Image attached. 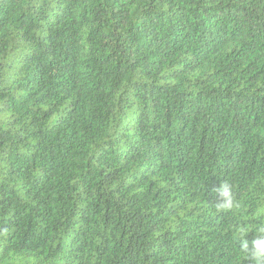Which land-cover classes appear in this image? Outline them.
<instances>
[{"label":"trees","instance_id":"obj_1","mask_svg":"<svg viewBox=\"0 0 264 264\" xmlns=\"http://www.w3.org/2000/svg\"><path fill=\"white\" fill-rule=\"evenodd\" d=\"M261 207L264 0H0V264H250Z\"/></svg>","mask_w":264,"mask_h":264},{"label":"clouds","instance_id":"obj_2","mask_svg":"<svg viewBox=\"0 0 264 264\" xmlns=\"http://www.w3.org/2000/svg\"><path fill=\"white\" fill-rule=\"evenodd\" d=\"M214 191L217 193V199L213 205L218 210L230 211L235 205V196L231 184L222 181ZM260 213H264V207H261ZM259 220V224L252 223L248 228L242 229V237L237 238L240 240V252L247 257L250 264H264V217ZM252 231L256 235L249 242L244 237Z\"/></svg>","mask_w":264,"mask_h":264}]
</instances>
